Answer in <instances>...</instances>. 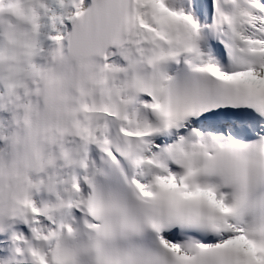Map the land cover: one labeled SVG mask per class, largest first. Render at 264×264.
Here are the masks:
<instances>
[{
	"label": "snow or ice",
	"instance_id": "obj_1",
	"mask_svg": "<svg viewBox=\"0 0 264 264\" xmlns=\"http://www.w3.org/2000/svg\"><path fill=\"white\" fill-rule=\"evenodd\" d=\"M0 264H264V0H0Z\"/></svg>",
	"mask_w": 264,
	"mask_h": 264
}]
</instances>
